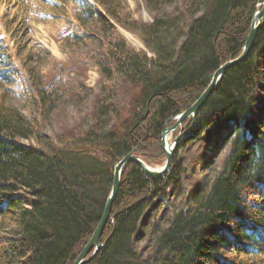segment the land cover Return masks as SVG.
Returning a JSON list of instances; mask_svg holds the SVG:
<instances>
[{"label":"trees","instance_id":"1","mask_svg":"<svg viewBox=\"0 0 264 264\" xmlns=\"http://www.w3.org/2000/svg\"><path fill=\"white\" fill-rule=\"evenodd\" d=\"M144 1L154 14L148 23L123 18L121 0L77 2L65 46L77 52L95 43L90 59L108 83L87 129L50 138L0 91V264H72L102 217L116 164L130 152L150 166L164 164L165 124L241 54L264 0ZM115 24L135 29L152 56L130 47ZM31 94L40 119L49 122L62 92L37 74ZM89 96L80 85L69 101L79 105ZM193 121L169 134L173 140L188 129L163 176L124 165L101 246L84 264H264V18L247 57L224 72ZM217 122L229 126L215 140L227 152L213 176L188 195L178 155ZM169 189L178 204L165 225L152 223L144 254L141 222Z\"/></svg>","mask_w":264,"mask_h":264},{"label":"rangeland","instance_id":"2","mask_svg":"<svg viewBox=\"0 0 264 264\" xmlns=\"http://www.w3.org/2000/svg\"><path fill=\"white\" fill-rule=\"evenodd\" d=\"M78 1L0 0V91L7 96L9 104L17 107L27 117L38 120L40 129L50 138L71 137L80 130L87 129L94 118L100 88L108 87L98 67L90 59L91 54L96 52L95 43H85L77 52L65 46L64 35L72 29ZM86 1L95 3V0ZM178 2L181 5L183 0ZM172 9L168 7L165 11ZM119 10L122 17L132 23H148L154 17L144 0H121ZM115 27L118 35L130 47L136 51L144 50L152 56L135 29L118 24ZM29 55L35 59L30 61ZM37 74L46 87L57 88L63 94V101L49 122L40 119L38 106L30 97ZM117 81L118 86L123 84L121 79ZM80 85L86 88L90 96L86 102L74 105L69 100L76 98ZM116 101L120 109L125 107L126 99L123 95H119ZM228 129L227 124L217 122L201 138L179 153L178 159L186 169L183 179L188 195L199 189L202 182L212 177L221 166L227 148L217 146L215 140L222 137ZM172 193V189H169L157 197L143 217L141 224L144 228L138 235L141 238L138 247L144 254L149 248L147 232L152 223L165 225L178 204Z\"/></svg>","mask_w":264,"mask_h":264},{"label":"water","instance_id":"3","mask_svg":"<svg viewBox=\"0 0 264 264\" xmlns=\"http://www.w3.org/2000/svg\"><path fill=\"white\" fill-rule=\"evenodd\" d=\"M264 17V1L262 4L261 9H257L256 12L253 15L252 21H251V27L250 31L247 37V40L244 44L243 50L239 56L236 58L230 59L227 62H225L223 65H221L212 75V78L208 84V86L205 88V90L202 92V94L197 98V100L185 111L182 113L176 115L174 118L170 119L174 121V123L170 127H165L162 131V147L165 153V162L160 167L150 166L146 164L142 158L134 154L133 152L128 153L124 158H122L115 166L114 168V178H113V184L112 188L110 190V193L107 197L106 204L104 207V211L102 214V217L100 218L89 242L86 244L85 248L82 250V252L77 256L75 261L72 264H84L87 261H89L98 251V249L101 246L100 243V237L102 235L103 228L107 222V220L110 217V212L112 208V204L114 201V198L117 194L118 187L120 184V178L122 174V169L125 164L129 162L135 163L141 171L150 176V177H160L166 174V172L169 170L173 154H174V148L178 142V140L181 138L182 135H184L187 131L185 130L182 134L176 136L171 142L166 141V137L168 138V135L172 133L181 123L183 120L191 117L192 123L194 122V118L197 115L199 109L204 104L207 97L212 93V91L216 88L218 82L222 78L224 72L232 65H235L242 60H244L247 55L249 54L253 41L255 39L256 31L259 28V26L262 23V19Z\"/></svg>","mask_w":264,"mask_h":264},{"label":"bare ground","instance_id":"4","mask_svg":"<svg viewBox=\"0 0 264 264\" xmlns=\"http://www.w3.org/2000/svg\"><path fill=\"white\" fill-rule=\"evenodd\" d=\"M161 138H162V135H161ZM166 141L167 142H171L172 140H169V135H168V138L166 137Z\"/></svg>","mask_w":264,"mask_h":264}]
</instances>
